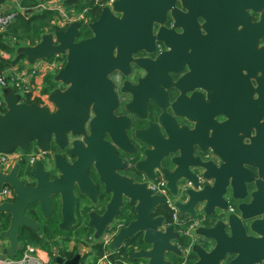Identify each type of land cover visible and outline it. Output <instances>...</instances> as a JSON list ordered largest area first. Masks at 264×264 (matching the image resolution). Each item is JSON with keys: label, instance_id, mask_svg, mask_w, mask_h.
Masks as SVG:
<instances>
[{"label": "flooded vegetation", "instance_id": "af4514ba", "mask_svg": "<svg viewBox=\"0 0 264 264\" xmlns=\"http://www.w3.org/2000/svg\"><path fill=\"white\" fill-rule=\"evenodd\" d=\"M113 1L82 0L80 9L70 8L79 21L75 40L93 34L87 22L106 6L124 18L122 29L137 33L113 43V65L97 81L99 97L89 103L82 127L67 130L61 144L51 134L47 148L32 141L22 149L37 153L44 177L61 179L72 198L66 228L58 227V194L50 195L48 215L36 200L28 202L23 213L37 224L31 230L70 257L78 250L68 241L91 238L89 214L104 212L110 190L118 192L114 222L125 224L134 216L122 191L135 184L148 189L147 197L158 196L154 210L143 203L145 221L157 230L154 217L162 215L178 232L169 241L181 253L189 245V260L195 257L192 242L211 245L191 230L219 219L224 234H232L218 264L235 258L236 264H264V0H117L118 9ZM59 58L61 67L64 55ZM41 104L53 109L47 92ZM32 164L18 162L16 175L27 186L37 181ZM10 192L12 200L11 187ZM118 251L119 259L128 258L125 249ZM163 256L178 264L182 255Z\"/></svg>", "mask_w": 264, "mask_h": 264}, {"label": "water", "instance_id": "95a60500", "mask_svg": "<svg viewBox=\"0 0 264 264\" xmlns=\"http://www.w3.org/2000/svg\"><path fill=\"white\" fill-rule=\"evenodd\" d=\"M114 0L111 7L118 9ZM124 1V0H120ZM131 9L134 8L131 6ZM124 18L114 17L108 7H103L97 20L87 22L93 34L75 40L79 33V21L74 19L67 22L63 28H54L52 31H43L34 43H20L14 48L16 55H22L29 62L38 58H47L55 53L64 55V62L52 73L53 81L65 84L63 88L57 86L47 91V104L37 101L22 99L20 92L15 91L11 84L0 86V96L5 104L4 111L0 112V150L7 151L13 148L25 149L30 141L40 148H47L48 140L53 134L60 144L65 140L67 130L78 131L86 117L91 101H96L99 93L96 92L97 81L104 78L105 73L112 67L111 47L122 39L135 37L136 31L122 29ZM57 154L53 161L57 163ZM18 163L16 162L9 172H0V184L7 183L14 191L12 200L0 202V211L9 213L7 226L0 230V235L7 239L6 246L2 247L0 260L5 256L15 257L16 250L20 247L17 232L20 225L35 230L36 221L24 215L23 208L30 201H37L40 210L48 215L50 212V195L58 194L61 200L62 216L58 227L66 228L65 220L71 219L72 198L69 189H64L60 180H47L42 170V161L35 159L30 173L37 179L36 184L27 186L22 183L17 175ZM170 192L174 193L173 181H168ZM214 188V187H213ZM80 191H87L80 188ZM216 191V189H214ZM110 198L106 203L104 212L100 215H90L86 222L92 229L91 238L98 239L105 229L112 228L113 233L106 247L108 249H125L127 254L126 264H168L171 259L163 256L164 252L179 254L175 243L169 238H177L178 232L172 229L171 224L164 222L162 215L157 219L155 230L143 218V203H149L150 210H154L158 196H146L148 189L135 184H129L128 189L122 191L126 201L131 204L134 216L125 224L114 222L113 215L119 214L118 200L115 190H110ZM64 196L67 200L64 201ZM147 199V202L144 201ZM162 201V198H161ZM120 203V201H119ZM180 208L182 204L174 202ZM219 207V205H215ZM188 209V208H187ZM212 210V209H211ZM190 211V210H189ZM223 223L219 219L210 220L206 224H199L192 229V235L202 238L206 243H211L205 249L199 242H192L191 250L195 254L191 264H218L225 250L222 248L224 241L229 240L222 230ZM231 232V221L227 222ZM50 260L58 264H79V253L70 257L60 254H51ZM236 258L230 259L226 264H236Z\"/></svg>", "mask_w": 264, "mask_h": 264}, {"label": "built area", "instance_id": "2783aa9c", "mask_svg": "<svg viewBox=\"0 0 264 264\" xmlns=\"http://www.w3.org/2000/svg\"><path fill=\"white\" fill-rule=\"evenodd\" d=\"M52 1V0H48ZM57 1V0H56ZM45 2V1H44ZM44 2L38 3L35 8L41 9L44 7L52 8L49 4H45ZM56 11L50 20V24L57 28V26L64 25L67 21L75 18V12L70 10V15L63 10L60 6H55ZM16 11L24 12L23 7H18L14 9H10L4 12H0V30H3L5 25L11 20L14 13ZM43 63L41 65L31 64L30 66H25L21 69H14L11 66L4 69L0 72V86H4L6 84H11L15 91L21 93L22 96L26 94H34L40 91V83L37 81L36 77H42V72L45 73L48 71L53 72L60 66L59 54H53V57L50 58H41ZM40 66V67H39ZM44 74V73H43ZM39 83V87L37 86ZM24 99V98H23ZM45 102V101H44ZM5 104L0 96V112L4 111ZM38 156L37 153L24 151L20 148H13L11 150L2 151L0 150V172L7 173L11 169V167L19 161H23L26 165L29 166L33 163V160ZM11 192L10 186L7 183L0 184V202L3 200H10ZM111 237V233L109 229H106L99 237L98 243L104 246L109 241ZM90 239V238H89ZM94 240L95 242H97ZM38 246L32 243H25L22 247V251L15 257H4L0 262L2 264H45V260L38 252ZM182 256L180 257L178 264H185L187 259V252L189 250V245L183 247ZM113 254L112 256H110ZM94 264H126V260L124 258L119 259L118 255L114 253L108 252V250H102L101 253L95 256Z\"/></svg>", "mask_w": 264, "mask_h": 264}, {"label": "trees", "instance_id": "16d2710c", "mask_svg": "<svg viewBox=\"0 0 264 264\" xmlns=\"http://www.w3.org/2000/svg\"><path fill=\"white\" fill-rule=\"evenodd\" d=\"M15 7L7 8L6 10L0 11L4 12L10 9L18 7H23L24 12L16 11L11 18V20L5 25L3 30H0V50L7 53V56L0 55V72L8 68L14 62L21 58L22 55H16L14 53V48L20 43H34L39 35L44 31L46 26H51L50 20L52 15L56 12L55 8L44 7L41 9H36L35 6L46 0H14ZM64 8L67 10L70 8L80 9L84 3L82 0H61ZM6 0H0V4H3ZM51 74L47 73L43 77L42 87L39 92L34 94H26L23 96L26 101H37L42 103L45 101L46 92L53 87V82L51 80ZM54 233V232H53ZM52 233L48 234L51 236ZM17 238L24 239L26 242H31L33 244L41 245L42 247H47L46 242L42 241L41 238L36 235V233L27 226H23L21 231L17 232ZM95 245V244H94ZM95 255L101 253L102 247L100 244L96 243L94 246ZM95 255L92 260L87 264H94Z\"/></svg>", "mask_w": 264, "mask_h": 264}, {"label": "crops", "instance_id": "0c3cea01", "mask_svg": "<svg viewBox=\"0 0 264 264\" xmlns=\"http://www.w3.org/2000/svg\"><path fill=\"white\" fill-rule=\"evenodd\" d=\"M56 0H52V2H55ZM59 1V0H57ZM15 1L14 0H10L8 4H10V8L12 7H15ZM45 4H49L48 3V0H46L44 2ZM12 4V5H11ZM7 5V2H4L3 4H0V8L2 6H5ZM57 6H60V7H63L61 4L57 5ZM8 7V8H9ZM7 8H5L4 10H6ZM0 11H3V10H0ZM0 55L1 56H7V53H5L4 51H1L0 50ZM53 55H51L50 57H52ZM50 57H47V58H50ZM43 63V61L41 60V58H38L36 60H34L33 62L29 63L25 58H21L19 59L18 61L14 62L12 65H10L12 68L18 70V69H21L25 66H30L31 64H38V65H41ZM40 67V66H39ZM44 73V74H43ZM49 73L48 71L45 73V71L42 72V77L40 76H37L36 79L37 81L39 82L40 79L43 80V77L45 76V74ZM42 80H41V84H40V89L42 87ZM40 83V82H39ZM39 83H38V87H39ZM7 222H8V217L6 214H4V212H0V230L4 229L6 226H7ZM49 237V236H48ZM53 239H49L48 241H52ZM88 238H83L82 241H78V242H74L73 240L72 241H68V244L69 246L75 244L76 245V249L78 250V253L81 254L83 257H82V261L81 263L79 264H87L89 261L92 260L93 256L95 255V250H94V246L96 245V243L98 242V240H96L97 242H95L92 238H90L88 241ZM24 239H22L21 241H19L20 243V247L16 250L15 252V256H17L21 251H22V247L25 243H31V242H26L24 241ZM87 242V243H86ZM7 244V239L3 236L0 235V252H1V249L2 247L6 246ZM33 244V243H32ZM95 244V245H94ZM100 244V243H98ZM36 245V244H35ZM54 245V244H53ZM38 246V252L39 254L42 256V258L45 260V263H47L49 260H50V255L51 254H59V250L60 249H55V250H51L50 248L47 250L46 248L47 247H42L41 245H36ZM52 246V245H51ZM102 250H108V252L112 253L114 251V253L116 255H118L117 253L118 252H121V251H118L117 249H112V250H109L106 245L102 246ZM69 249V248H68ZM118 251V252H117ZM121 254V253H120ZM97 255V254H96ZM95 255V256H96ZM6 257H10L11 256H5ZM195 258V257H194ZM194 258L191 260L188 259V256H187V259H186V263L185 264H191V262L194 260ZM53 262V261H52ZM56 263V262H55ZM0 264H2L0 262ZM58 264V263H56Z\"/></svg>", "mask_w": 264, "mask_h": 264}, {"label": "rangeland", "instance_id": "374dc122", "mask_svg": "<svg viewBox=\"0 0 264 264\" xmlns=\"http://www.w3.org/2000/svg\"><path fill=\"white\" fill-rule=\"evenodd\" d=\"M9 1L10 0H6V2H7V5H5V6H2L1 8H0V10H4L5 8H8L9 6H10V4H8L9 3ZM43 2V1H42ZM48 3H49V6H51L52 8H55V6H57V5H59V4H61L62 6H63V4H62V1L61 0H59V1H55V2H52V1H48ZM12 5V4H11ZM63 8V10L67 13V15H70V13H69V11L70 10H73V9H66V8H64V6L62 7ZM56 11H58L57 9H56ZM74 11V10H73ZM76 16V15H75ZM74 19V18H73ZM72 20V19H71ZM53 57V56H52ZM61 57L63 58V56L61 55ZM60 59V58H59ZM61 61V60H60ZM57 70V69H56ZM56 70H54L53 72H55ZM49 72H51V71H49ZM30 143H32V141H30ZM0 212H2V211H0ZM20 241V240H19ZM88 241V240H87ZM47 242H51V241H47ZM23 243H24V241H23ZM87 243V242H86ZM37 245V244H36ZM50 246H51V244H50ZM49 246V244H47V250L50 248L51 250H55V249H61V247L59 246V244L58 243H56V244H54V245H52L51 247ZM180 258V257H179ZM45 264H56L55 262H52L51 260H49L47 263H45Z\"/></svg>", "mask_w": 264, "mask_h": 264}]
</instances>
